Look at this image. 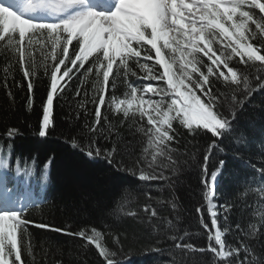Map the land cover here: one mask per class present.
Segmentation results:
<instances>
[{
    "label": "snow or ice",
    "instance_id": "obj_1",
    "mask_svg": "<svg viewBox=\"0 0 264 264\" xmlns=\"http://www.w3.org/2000/svg\"><path fill=\"white\" fill-rule=\"evenodd\" d=\"M26 8L32 13L48 10L63 17L57 22L34 21L33 15L18 10L13 0H0V41L7 37L6 43L14 42L16 69L22 77L16 86L22 88L26 82L29 112L33 111L34 77L40 75L41 66L48 81L39 106L37 135L45 138L55 133L58 127L56 108L67 99L74 76L79 73L82 77L75 88L77 97L81 96V87L92 77L91 97L84 89L85 99L79 102L85 120L77 129V135L85 137L86 143H79L73 137L71 147L78 149L87 161L103 160L116 171L130 173L138 181L151 182L169 179L163 171L157 172L153 163L158 157H167L176 165L172 154L179 151L174 145L180 144V137H191L188 143L193 145L203 140L206 144L203 164H195V151L190 159L201 168L211 228H217L221 210L227 222L231 205L213 202L218 172L224 170L226 162L220 159L210 174L208 164L214 149L224 152L225 140L234 138L239 143L247 139L248 133L241 128L240 118L249 112L256 93L264 96V49L250 43L257 34L264 37V15L257 18L248 10L258 9L264 14V0H40ZM250 25H255V31ZM215 44L221 47L216 48ZM69 46H73L71 52ZM37 49L43 57L42 63L37 62ZM233 56H239V62L245 66L259 62L260 69L254 81L249 79L245 69L230 64ZM129 77L153 83L137 85L129 82ZM118 80L126 84L129 91L118 101L113 93L109 103L106 95L110 87L116 88ZM4 85L8 86L6 75ZM87 104L94 105V109L89 110ZM106 104L114 105L115 111L127 118V126L134 134L140 133L146 138L138 142L141 150L131 166L125 157L131 158L134 148L129 150L127 145L120 148L115 142L107 143L111 140L113 125L110 115L101 110ZM260 114L264 119V102ZM89 115L94 117L91 122L87 119ZM75 118L80 119L79 112ZM133 125L137 126L133 128ZM255 126L250 118L249 128ZM19 132L18 128H7L4 134L9 140L7 147L12 146L11 140ZM101 140L106 143L101 144ZM23 162L20 155L11 161L0 157V169H3L0 171V264H29L26 257L33 256L30 225L79 237L99 250L105 264H131L127 253L118 257L101 243L102 233L96 228L69 231L31 220L26 215L27 208L34 203L31 193L16 196V178L23 180L19 176ZM31 163L37 175L41 171L45 173L47 181L46 173L53 165V158L41 160L32 156ZM178 171L175 168L173 175ZM145 196L147 199L141 210L144 215L136 211H129L127 215L139 220L152 233L160 227L154 218L162 221L155 205L165 201L155 198L151 191L145 192ZM172 207H176L175 203ZM204 210V205L196 207L200 224L209 229ZM167 224L172 225V221L167 220ZM235 227L241 230L239 224ZM261 231L264 232V226ZM255 233L253 224L244 235ZM187 235L185 232L184 236ZM222 235L220 230L215 231V235L209 233L210 243L200 249L214 254L208 264H264V252L257 253L243 239L235 246L230 245ZM183 238L170 237L173 241ZM115 242L121 243L118 236ZM174 246L181 250L193 247L190 243H175ZM152 250L161 251L159 248Z\"/></svg>",
    "mask_w": 264,
    "mask_h": 264
},
{
    "label": "trees",
    "instance_id": "obj_2",
    "mask_svg": "<svg viewBox=\"0 0 264 264\" xmlns=\"http://www.w3.org/2000/svg\"><path fill=\"white\" fill-rule=\"evenodd\" d=\"M248 10L257 18L264 15L259 13L258 9ZM250 28L255 31V25H250ZM6 40L7 37L5 41H0V157H7L9 161L17 155L24 158L19 174L23 180H19L26 182L39 200V203L27 208L26 215L33 221L66 228L69 231L96 228L102 233L101 243L110 251L116 252L118 257L127 253L131 264H208L214 254L201 252L200 249L206 248L210 243L207 237L209 233L213 235V231L206 212L207 201L204 199V185L201 184V168L195 166L203 164L205 141L200 140L193 145L188 143L191 137H180V144L174 145L179 151L172 154L173 159L177 161L176 165H172L167 157L157 158L153 167L157 172L163 171L168 180L142 182L130 173L116 171L103 160L87 161L70 143L73 137H76L79 143H86L85 137L77 135V129L85 120L79 102L85 99L84 89H87L88 96L91 97L93 78L87 79L81 87V96L77 97L75 88L79 79H82L79 73L70 82L72 90L68 91L67 99L56 108L55 119L58 121V127L55 133L45 138L39 137V106L47 91V78L41 66L40 75L34 77L35 97L33 111L29 112L26 107V82H23L22 88L16 86V82L22 81V77L16 69L17 53L14 42L8 44ZM250 43L264 49V37L259 34ZM75 44L76 41H73V45ZM72 47L69 46L70 52ZM35 56L37 62L42 63L43 57L39 49ZM92 59L94 56L90 57L85 67L89 66ZM239 61V56H233L230 64L245 69L249 79L254 81L260 69L259 62L254 65L250 62L245 66ZM5 75L8 86L4 85ZM128 79L137 85L151 83L137 80L135 77ZM128 91L127 85L118 80L115 89L110 87L106 100L110 103L115 93V99L118 101L124 98ZM262 102L264 96L256 93L249 112L240 118L241 128L247 130V139L239 143L234 138L225 140L224 152L220 153L214 149L208 164L210 174L220 159L226 162L220 177L217 201L219 204L231 205V210L227 213L228 221H224L223 212L219 218L224 239L233 246L243 239L257 253L264 252V232L261 231L264 226V119L260 114ZM86 106L89 110L94 109V105ZM101 110L110 115L113 125L112 137L107 143L115 142L120 148L127 145L129 150L134 148V155L131 158L125 157L131 166L135 155L141 150L138 142L146 138L140 133H133L132 128L127 126V118L117 113L114 105L109 107L106 104ZM77 112L80 113L79 120L75 118ZM250 118L255 121V128H249ZM87 119L91 122L94 117L89 115ZM9 127L20 130L11 140L10 148L7 147L9 140L4 135ZM100 143L106 142L101 140ZM194 151L195 164L190 159ZM32 156L41 160L53 158V165L47 171V181L43 171L37 175L31 163ZM14 167L13 165V169ZM175 168L179 171L173 175ZM147 191H151L158 200L165 201L162 205H155L162 221H156L154 218V222L160 223V227L152 233L146 230L139 220L127 215L129 211L144 215L141 210L147 199ZM153 203L155 204V201ZM172 203H175V208ZM199 205H204V219L205 223L209 224V229H205L199 222L200 216L196 213V207ZM165 217L172 221V225L167 224V220L163 219ZM237 224L240 225V231L235 227ZM253 224L256 233L245 236L244 232L250 230V225ZM29 231L33 249V256L26 257L29 264H105L99 256V250L77 236L53 233L31 225ZM185 232L188 233L187 236H184ZM117 236L120 244L115 242ZM172 236L184 238L173 241L170 239ZM175 243H190L193 247L181 250L175 248ZM154 248L161 251H153Z\"/></svg>",
    "mask_w": 264,
    "mask_h": 264
},
{
    "label": "bare ground",
    "instance_id": "obj_3",
    "mask_svg": "<svg viewBox=\"0 0 264 264\" xmlns=\"http://www.w3.org/2000/svg\"><path fill=\"white\" fill-rule=\"evenodd\" d=\"M13 2L17 6L18 10L24 12L26 15H33L31 18L34 21L57 22L59 19L63 18L62 16H57L48 10L39 11L37 13H32V12L27 10L26 6L28 4L35 5V4L39 3L40 0H13ZM221 174H222V172H219V174H218L219 178H218V182L216 184L215 193L219 191ZM217 195H218V193H217ZM224 237H225V235H224Z\"/></svg>",
    "mask_w": 264,
    "mask_h": 264
},
{
    "label": "rangeland",
    "instance_id": "obj_4",
    "mask_svg": "<svg viewBox=\"0 0 264 264\" xmlns=\"http://www.w3.org/2000/svg\"><path fill=\"white\" fill-rule=\"evenodd\" d=\"M215 45H217L216 46V48H220L221 46L219 45V44H215ZM215 45H214V47H215ZM227 51H230V49H228ZM204 60L206 61L207 60V58L205 57L204 58ZM205 71H206V68L204 69ZM135 106V105H134ZM218 174H219V172H218ZM46 175H47V173H46ZM218 178H219V176H218ZM20 183V182H19ZM28 192H30L27 188H24V190H23V188L19 185L18 186V189H17V192H16V196L17 197H21L22 195L23 196H25L26 195V193H28ZM31 193V192H30ZM31 197H32V195H31ZM216 194H215V190H214V197H213V202L214 203H218L217 201H216ZM219 204V203H218ZM206 207H207V202H206ZM208 214V213H207ZM221 214H222V210H221V213L218 215V225H217V228L216 229H212V231H213V235H215V231H217V230H220V226H219V218L221 217ZM208 217H209V214H208ZM209 220H210V217H209ZM221 231V230H220ZM223 235H222V238L224 237V233H222ZM224 239V238H223Z\"/></svg>",
    "mask_w": 264,
    "mask_h": 264
}]
</instances>
